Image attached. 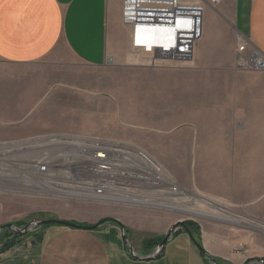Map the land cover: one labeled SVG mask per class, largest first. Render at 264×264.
<instances>
[{"label": "crops", "instance_id": "obj_1", "mask_svg": "<svg viewBox=\"0 0 264 264\" xmlns=\"http://www.w3.org/2000/svg\"><path fill=\"white\" fill-rule=\"evenodd\" d=\"M214 11L217 26L209 29L203 19L199 41L212 36V32L214 39L206 51L196 45L195 54L200 68L208 69L201 56L218 55L213 51L219 35L229 34L226 92L220 99H191L186 110L195 117H212L213 123L222 119L218 128L228 138L223 137L221 146L196 145L194 164L191 160L187 163L182 155H176L174 161L168 154L161 158L181 187L191 186L215 203L239 209L240 214L253 216L264 224V143L259 144L255 138L257 144H249V135L264 138V72L235 71L232 67L236 35L264 53V0H221ZM129 31L122 21V0H0V140L99 132V127H104V122H100L104 112L95 102L101 103L103 100L98 98L102 97L71 90L70 57L94 68L104 65L108 57L122 62L131 48ZM218 62L216 57L213 69L219 70ZM56 81L59 88L65 89L66 104L73 99L95 110L81 114L85 112L81 109L76 120L70 106L62 104L65 96L62 102L56 101ZM179 108L176 105L175 111ZM159 113L160 118L173 117L171 111L164 113L162 106ZM105 117L112 115L106 113ZM109 126L112 124L106 127ZM231 135H238L237 140L231 142ZM179 147L183 145H175L176 154L183 152ZM191 167L195 170L194 179L188 176ZM103 205L79 204L82 210L77 215L57 218L85 225L104 218L117 220L139 257L133 256L123 242L121 227L107 221L93 230L56 224L34 228L33 233L21 236L13 247L0 253V264H212L192 238L179 230L182 228L173 232L160 255L149 261L140 259L155 249L142 245L135 238L137 234L130 235L128 224L117 216L122 212ZM198 234L191 233L217 264H245L264 258V234L218 224L200 226ZM7 238L11 240L4 234L3 243L9 241Z\"/></svg>", "mask_w": 264, "mask_h": 264}, {"label": "rangeland", "instance_id": "obj_2", "mask_svg": "<svg viewBox=\"0 0 264 264\" xmlns=\"http://www.w3.org/2000/svg\"><path fill=\"white\" fill-rule=\"evenodd\" d=\"M185 1L188 4L201 6L203 8L202 20L204 19L203 21L209 29L214 30L218 21L214 10L217 9L220 3L216 7H211L212 10L205 4L206 0ZM204 22H202V24ZM124 25L130 30L131 43V28L126 24ZM214 35L215 34L212 32V36H205L201 41H199L198 38L195 42L193 53L188 59L178 58L176 60L168 57H158L154 54H147L142 50H137L133 48L132 45L127 53V59L125 58L122 62L118 63L116 60L114 61L112 58L108 57L104 65L96 68L83 66L74 60L73 57H70L72 66L70 73V88L72 91L79 89L83 93H95L98 97L102 98H98L96 95L91 96L103 100L101 103L95 102V104L99 105L97 106L99 111L104 112V116L100 120V122H104V127H99V132L87 133L84 135L104 136L108 138L107 136L114 134L110 137L111 139L130 142L144 149L155 161L160 163L168 171L178 183L180 189L189 190L196 194L198 198H202V201H196V203L188 206L203 208L212 205V207L215 206L217 208L227 209L234 215H239L247 220L254 221V223L260 224V226H264L263 223L253 216L240 214L239 209L215 203L195 188H191V186L181 187L173 174L169 172L164 158H161V156L168 154L172 158L170 160L174 161L176 155H182L187 163H190L191 160L194 164V148L196 145L198 147L201 145L221 146L223 137L228 138L226 135L223 136L222 129L218 128V124L222 125V119L214 118V124L212 122V117H195L191 115V112L186 110L188 109L186 106L190 105L191 99H197L198 101L205 99H220L226 92L228 75L227 69L225 68L227 64H225V62L230 51L229 34L225 32L219 35V43L214 45L215 51L212 50L214 53L217 52L218 55L203 53L201 56L200 60L203 62V66L209 67L208 69L200 68L202 65L197 63V55L195 54L196 45H200L202 47L200 49L206 51L208 43L213 41ZM64 54L68 56L66 52H64ZM216 57L219 59V70L213 69L216 63ZM164 81H167V84L171 82L170 86H162V83H165ZM55 83L54 90L56 101L60 99V102H62L65 96V101L62 102V104H64V106H70V112L74 115L76 120H78L80 116L81 109H85V112L82 111L81 114H88L90 110H95L94 107L83 105L82 101H74L73 99L66 104L65 89L57 86L59 83L58 81ZM129 88L135 92H139V95H137L136 98L132 96L128 97L125 92ZM61 89H63V93H60L59 90ZM144 91H147V93H154L155 96L143 97ZM105 99H109L110 101H105ZM62 104L60 105L63 106ZM176 105L181 108L175 111ZM160 106H162L164 113L171 111L173 117H158V115L162 114L159 113ZM106 113H110L112 117H105ZM199 114L201 115V113ZM205 114L204 112L202 113V115ZM148 115H156L157 117H148ZM74 117H72V119ZM110 124H112V126L106 127ZM204 132L208 133L206 134ZM181 133L186 134L182 135ZM249 136V144L251 145L257 144L255 138L258 139L259 144L264 143V138L260 136ZM32 137L35 136L27 138ZM27 138L3 139L0 140V144H20L31 140H25ZM229 138L231 142H234L233 139L237 140L238 135H231ZM176 144L183 145L182 148L179 147L183 150L181 154H176L174 150ZM25 145L23 148L24 150H7L6 152H0V225L13 223L17 228H22L34 218L46 219L48 216L57 218L61 215L75 216L82 210L79 208V204L88 203L103 205V203L94 201L67 200L47 196L45 194L46 189L42 186V182L38 177L34 176V173L32 174L31 170H29L30 162L38 157L40 149L38 145L35 144H30L32 146L31 149L26 148L28 145ZM41 148L47 150V153H50L51 156L55 153L54 148L44 146ZM250 152H252V150ZM189 169L190 167L187 168V171ZM188 176L194 179L195 170L193 167H191ZM165 196V200L169 201V203L174 202L175 205H177L182 202V195H180L181 197H169L170 195L168 196L167 194ZM186 197H188V195H186ZM103 206L110 210L122 212L117 216L121 217L125 223L128 224L126 230H129L130 235H138V238L137 236H135V238L138 239L142 245L145 239L157 236L164 237L173 223L177 220H183L184 222L192 223L193 226H198L199 229L196 233L198 236L200 226L211 224L264 234V229H261L259 226L255 228L253 226L232 224L222 220L195 218L183 215L179 212H174L162 206H160L162 208L120 205ZM18 223L25 224L18 226ZM8 237L12 239L10 235H8ZM7 240L9 239L7 238ZM155 248L156 247H154V249Z\"/></svg>", "mask_w": 264, "mask_h": 264}, {"label": "built area", "instance_id": "obj_3", "mask_svg": "<svg viewBox=\"0 0 264 264\" xmlns=\"http://www.w3.org/2000/svg\"><path fill=\"white\" fill-rule=\"evenodd\" d=\"M220 2L206 0L205 4L216 7ZM195 8L197 14L203 13L201 6L185 0H122V21L131 28L133 48L158 57L188 59L198 39ZM150 29L159 36L152 45L143 42ZM234 41L233 69L264 72V53L238 35ZM29 139L36 140L40 149L29 170L49 197L162 208L155 201L165 203L166 194L180 196L179 185L168 171L133 143L73 133L25 140ZM42 146L57 148L56 153L51 156Z\"/></svg>", "mask_w": 264, "mask_h": 264}, {"label": "bare ground", "instance_id": "obj_4", "mask_svg": "<svg viewBox=\"0 0 264 264\" xmlns=\"http://www.w3.org/2000/svg\"><path fill=\"white\" fill-rule=\"evenodd\" d=\"M196 11L197 14V10L198 8L194 9ZM198 16V29L196 30V32H198V38L200 39L203 33V24H202V13L197 14ZM155 29V28H152ZM148 30L150 32V34L147 36V39L145 38V41L143 40L144 43L150 44L152 45L153 43H157L156 41L159 39L158 34H156V31L154 30ZM141 30L144 32L145 29L141 28ZM156 30V29H155ZM209 31V30H208ZM154 41V42H153ZM162 82V81H161ZM165 83H162V86H170L171 82L167 84V81H164ZM112 84V83H110ZM87 85V84H86ZM88 86V85H87ZM126 95H128V97H133L136 98L137 95H139V92H135L133 91L131 88H129L126 92ZM147 96H155L154 93H147V91H144L143 93V97H147ZM27 144L28 146L26 148L31 149L32 146L30 144H35L38 145V142L36 140H30V141H26L23 143H12V144H0V152H6L7 150H24V145ZM26 146V145H25ZM36 148V147H35ZM26 149V150H29ZM55 151L57 150V148H54ZM56 153V152H55ZM59 156H61L59 154ZM167 178H169L167 176ZM171 179V178H170ZM176 193V192H175ZM178 194L182 195L181 200L182 202L175 205V203H169V201H165L161 202V201H155L157 203V207H164L166 209L172 210L174 212H179L183 215H187V216H191V217H195V218H210V219H215V220H222L224 222H228V223H234L237 225H245V226H250V227H255L257 228L258 226H260V224L258 223H254V221H250L247 220L239 215H234L233 213H231L230 211H228L227 209H223V208H217V207H212V205L209 207H203V208H196L195 206H188V205H192L193 203L199 202V200H201L202 198H198V196H196V194L190 192L189 190L186 189H180L178 191ZM186 195H188V197H186ZM169 196V195H168ZM171 197V196H169ZM167 199V198H166ZM180 200V201H181ZM202 201V200H201Z\"/></svg>", "mask_w": 264, "mask_h": 264}, {"label": "water", "instance_id": "obj_5", "mask_svg": "<svg viewBox=\"0 0 264 264\" xmlns=\"http://www.w3.org/2000/svg\"><path fill=\"white\" fill-rule=\"evenodd\" d=\"M111 220L114 221L116 224H118L121 227V229H122L121 238H122L123 242L126 245L129 246L131 254L133 256H136L134 247H133L130 239L125 234L124 227L117 220H114V219H111ZM104 222H106V221L105 220H101V221H98L95 224L84 226V225H81V224L73 222V221L59 219V218H46V219L34 218L29 223L25 224L22 228H17L13 223L2 224V225H0V231L4 230V229H7V230H10L11 232L15 233L16 235L24 236V235L30 233L32 231V229H34L35 227L48 226V225H51V224L61 225V226H65V227L75 228V229L93 230V229H96L99 225H101ZM178 228L184 229V231L192 238L193 242L199 248H201V246L192 237L191 232L188 229V227L184 224V221L183 220H177V221H175L173 223L171 228L165 234V236L163 237V239L161 240L159 245L156 246L154 252L152 254H150V255L140 257V259H142L144 261H149V260L157 257L162 252L164 245L167 243V241L171 237L172 233L174 231H176ZM205 256L208 258V260L212 264H217L216 261L212 257H210L207 254H205ZM136 257H139V256H136ZM255 263L264 264V261L262 259H251V260H248L245 264H255Z\"/></svg>", "mask_w": 264, "mask_h": 264}, {"label": "trees", "instance_id": "obj_6", "mask_svg": "<svg viewBox=\"0 0 264 264\" xmlns=\"http://www.w3.org/2000/svg\"><path fill=\"white\" fill-rule=\"evenodd\" d=\"M103 220H105V221H112L111 219H108V218L107 219H103ZM112 222H114V221H112ZM23 224H25V223H18L17 225L18 226H22ZM79 224L86 226L83 223H79ZM184 224L187 225V227L190 229V232L192 234L198 232V229H199L198 226H193L192 223H190V222H184ZM42 227H44V226H42ZM42 227L41 226L40 227H35V229H39V228H42ZM30 233H33V232L31 231ZM4 234H6L7 237H8V235H10V237H12V239L9 240V241H7V242H4L3 243ZM20 237H21L20 235H16L15 233H13V232H11V231H9L7 229H4L3 231H1L0 232V243L1 242L2 243L0 245V253H3L6 250H8L11 247H13L16 244V241ZM162 239H163V236H157V237H154V238L145 239L144 242H143V245L146 246V247H148V248H151L152 249V248L158 246ZM200 251L205 255V252L202 250V248H200ZM262 260L264 261V258H262Z\"/></svg>", "mask_w": 264, "mask_h": 264}]
</instances>
